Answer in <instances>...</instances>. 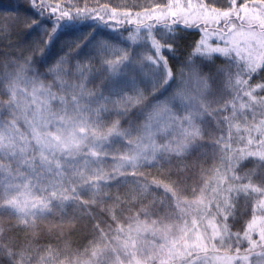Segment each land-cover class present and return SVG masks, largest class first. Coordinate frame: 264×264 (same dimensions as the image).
<instances>
[{"label": "snow or ice", "instance_id": "snow-or-ice-1", "mask_svg": "<svg viewBox=\"0 0 264 264\" xmlns=\"http://www.w3.org/2000/svg\"><path fill=\"white\" fill-rule=\"evenodd\" d=\"M0 264H264V0L0 11Z\"/></svg>", "mask_w": 264, "mask_h": 264}, {"label": "trees", "instance_id": "trees-1", "mask_svg": "<svg viewBox=\"0 0 264 264\" xmlns=\"http://www.w3.org/2000/svg\"><path fill=\"white\" fill-rule=\"evenodd\" d=\"M20 2H22V0H0V11L10 9L13 5Z\"/></svg>", "mask_w": 264, "mask_h": 264}, {"label": "rangeland", "instance_id": "rangeland-1", "mask_svg": "<svg viewBox=\"0 0 264 264\" xmlns=\"http://www.w3.org/2000/svg\"><path fill=\"white\" fill-rule=\"evenodd\" d=\"M19 1H21V0H19Z\"/></svg>", "mask_w": 264, "mask_h": 264}]
</instances>
